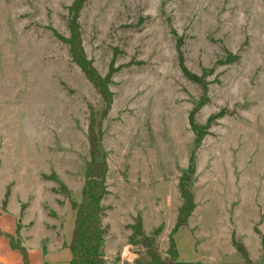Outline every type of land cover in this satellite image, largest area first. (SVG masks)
<instances>
[{
    "label": "rangeland",
    "instance_id": "obj_1",
    "mask_svg": "<svg viewBox=\"0 0 264 264\" xmlns=\"http://www.w3.org/2000/svg\"><path fill=\"white\" fill-rule=\"evenodd\" d=\"M72 2L0 0L3 231L16 236L21 222L32 264L45 253L54 264H69L70 249L61 250L76 211L41 172L54 171L79 201L94 121L109 165L106 264H148L144 248L130 242L139 213L148 228L167 224L157 239L165 255L196 136L189 115L204 96L182 71V54L207 83L195 121L204 125L226 112L212 120L196 151V208L174 234L180 260L208 246L212 258L202 264H244L235 233L253 263L264 264V0H87L79 16L82 45L103 78L112 73L107 110L64 40ZM8 242L0 235V252L11 249Z\"/></svg>",
    "mask_w": 264,
    "mask_h": 264
},
{
    "label": "trees",
    "instance_id": "obj_2",
    "mask_svg": "<svg viewBox=\"0 0 264 264\" xmlns=\"http://www.w3.org/2000/svg\"><path fill=\"white\" fill-rule=\"evenodd\" d=\"M86 1L87 0H73L70 5L68 19L70 36L64 38V40L69 44V53L72 60L82 69L85 75L93 82L95 87L98 88L106 104L107 110L112 103V99L106 93L107 83L110 81L112 73H108L106 77L103 78L87 58L82 45L79 16ZM180 66L189 79L202 86L204 96L203 101H200L189 115L190 125L196 136L193 142V149L189 155L187 170L183 172L179 179V191L182 197V203L178 208L176 222L169 233V247L165 255H163L157 243L158 236L162 233L164 228L163 224L154 227L150 233H147L144 229L143 217L139 213L136 215L134 223L130 225L133 230L130 235V242L140 244L144 248L149 258L148 264H178L181 262L174 234L180 227L188 225L189 218L196 208L192 183L196 172V151L200 146L207 129L210 127L212 120L222 117L226 112L225 109H223L212 114L208 118L206 124H198L195 121L194 115L204 103V98H206L207 93V83L203 81L202 77L193 74L188 70L182 54H180ZM88 140L90 158L86 162L84 184L81 190V199L79 201H76L71 197V189L54 171L50 174L41 172L42 179L54 180L57 182V185L53 187V190L67 195L71 199L72 207L76 210L72 236L70 242L67 244L71 251L69 264H106L104 251L105 228L103 225V217L108 206L104 204L103 199L109 192L107 185L109 165L101 148V132L96 131L94 121L91 122L89 126ZM9 196L10 189L7 187L2 201L3 210H7ZM25 206L26 203L23 202L22 211ZM21 226V222H17L15 236L12 233L3 231L0 225V235L7 237L10 247L20 252L23 264H31L28 249L21 241L19 235ZM256 232L260 234L258 229H256ZM232 244L241 254L244 264H254L253 259L249 255L247 246L242 240L236 238L235 233L232 234ZM262 251L264 258V236H262Z\"/></svg>",
    "mask_w": 264,
    "mask_h": 264
},
{
    "label": "crops",
    "instance_id": "obj_3",
    "mask_svg": "<svg viewBox=\"0 0 264 264\" xmlns=\"http://www.w3.org/2000/svg\"><path fill=\"white\" fill-rule=\"evenodd\" d=\"M176 215H177V213H176ZM142 217H143L144 229H145V231L147 233H149L153 229V226L151 228H148L147 220H146L145 215H143ZM73 219L75 221V216H74ZM159 222H161V219H159L154 226H156ZM72 223L74 224V222H72ZM189 223H190V219H189ZM166 227H167V224H166V226L164 228L163 234L166 233ZM71 236L72 235L70 234L67 242L65 243V245H63V248L61 250L62 253H66L67 254V252H68L67 250L69 248L67 246V244L70 242ZM8 245H9V242H8ZM168 247H169V245L164 244V246L162 248L166 251L168 249ZM199 247H200V244H199ZM203 248L204 249H202V250H200V248H198L199 250L196 251V253L194 254V257L191 260H188V262L186 261V258L184 257L181 260V262L178 263V264H184V263H189V264L190 263H192V264H197L198 263V264H202V263H204L203 260H206L209 257L212 258V253H211L210 248L208 246H205ZM15 251H18V250H15L13 248L8 249L7 247L3 246V252H0V264H23L22 256H19V254L17 252H15ZM55 259H56V257L50 256V254H48V253L46 254L45 253L44 255H42V260L43 261L41 262V264H51V263L54 264L55 261L52 262V260H55ZM70 259H71V257L68 256V263H69ZM31 261L32 260L30 259V263L32 264Z\"/></svg>",
    "mask_w": 264,
    "mask_h": 264
}]
</instances>
